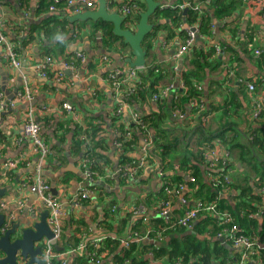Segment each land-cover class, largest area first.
<instances>
[{
    "label": "crops",
    "instance_id": "0c3cea01",
    "mask_svg": "<svg viewBox=\"0 0 264 264\" xmlns=\"http://www.w3.org/2000/svg\"><path fill=\"white\" fill-rule=\"evenodd\" d=\"M65 1L50 0L46 9L42 10L40 0H0L2 30L8 40L14 44L20 62L18 69L11 68L3 59V49L0 47V70L6 77V83L2 86L0 76V94L6 103L14 102L18 94H24L26 89L32 97L30 101H15L12 107L0 110V188H6L1 199L5 201L2 204V207L6 209L3 214L7 216L14 212V222L24 227L26 225L22 223L30 221L29 215L32 211L45 210L43 206L39 207L38 195L28 190L29 177L32 176L37 164V157L30 151V144L22 132V124L25 114L31 110L34 120L41 127V137L50 148L43 179L49 184L51 194L60 202L64 212L62 233L55 246L54 264L56 262L61 264L63 259H65L64 264H75L76 256L82 258L81 254L83 255L85 250L73 252L74 238L82 237L83 243H88L103 237H115L117 231L122 233L118 236L120 238L126 237L131 232L139 239L144 238L146 234L141 236L130 230L132 225L130 221L120 227V221L127 214L131 213L132 219L140 217L134 214V208H142L143 214L146 215L145 222L160 217L168 223L182 214L181 196L172 194L167 219L158 216L160 201L157 200V196L161 188V175L156 170L160 165L157 157L149 160L132 180L127 179L126 182L119 175L117 169L122 161L123 152L115 147L118 135L112 120L114 117L112 109L117 103V98L104 79L106 74L115 67L130 68L126 60H133L134 57L130 48L125 47L126 53H123L119 41H112L113 37H110V41L101 31L95 30V23L87 21L71 24L63 12ZM89 1L94 4L90 10L96 9V1ZM106 1L110 11H117L119 6L125 3L124 0H113L114 4H111V0ZM155 1L164 3L160 6L162 8L177 3V0ZM236 1H240L239 5L236 4L230 17L224 21L213 19L215 39L230 40L229 30L234 31L238 36L236 44L235 39L232 41L238 48V55L237 60L231 61L230 70H205V78L201 82L202 99L205 109L209 108V114L204 127L212 135H220L219 138L225 141L221 147L230 150L229 160L234 185H242L246 182L255 188L253 185L256 183V175L240 148L246 146L247 137L252 136L253 130L264 139V112L258 120L250 117L251 99L246 88V81H252L255 84L253 97L264 106V60L259 58L260 55H264V0ZM53 4L57 10L51 12L49 7ZM209 12L212 15L213 9ZM165 22L164 19H155L152 22L154 26H158V29L151 39L149 49H144L145 65L159 66L162 69L171 65L169 72L158 83L160 86L176 82L184 66L182 59L177 64L171 63V56L179 41L176 35L167 40L169 32L160 27ZM96 23L101 24V22ZM107 26L110 27V25ZM223 26L226 27L221 30ZM33 29L35 30L32 31ZM203 42L201 36L195 40L197 46H201ZM77 51L82 52L86 57V61L77 72L65 71L64 77L59 82L40 76L37 65L42 63L45 57L55 58L52 66V71H55L61 69L59 63L61 58L65 59L67 54H74ZM104 57L108 61L104 62L102 60ZM229 58L230 54H227L226 59ZM231 59L233 60L232 57ZM10 97H12L11 101L8 100ZM170 103V99H167L164 106H159L150 99L149 95L138 99L137 102L125 103L120 115L121 124L127 126L133 113H137L145 121L158 120V125L149 129L150 136L155 135L158 127L170 133L167 134L169 139L172 131L185 136L192 127L186 124L183 127L184 130L180 129L182 121L170 114ZM63 104H69L73 111L66 112L62 107ZM91 124L97 129L96 135L91 139L96 152L97 169H94L97 175L96 184L107 197L94 196L89 201L79 203L75 196L77 191L85 185L80 170L84 146L82 144V147L78 148L76 134L79 129H85ZM196 140L194 136L188 141V145L179 148H198ZM145 141L140 137V146H143ZM261 148H264V142ZM21 155H26L29 160L27 164L18 163L12 170L5 166L7 162L16 161ZM138 156L137 150L126 154L127 158ZM175 166L177 163H174L172 167L166 166V172L172 177L178 172V167L175 168ZM200 170L202 171V168ZM188 178L185 176V181ZM204 179L205 182H210L206 176ZM257 191L260 193L264 208V190ZM234 195V191L231 190L222 194V198L229 205H235ZM111 200L118 203V210L112 215L109 227L105 225V221L109 220L105 214ZM141 202L146 203L144 204L146 206ZM71 221H73L72 225ZM198 221L199 218L193 222L190 229H184L181 234H197L195 229H192ZM257 221L261 222L260 215L257 216ZM148 226L143 227L139 232H149ZM178 230L181 231V229ZM211 231V228L206 227L200 235L196 236L202 240H217L227 250L232 249L221 242L217 236L212 237ZM175 234L178 236L177 233ZM169 239L170 237L166 238V240ZM139 243L146 244L148 247L161 244L155 238L149 239V237L147 240L142 239ZM113 258V254L107 257L102 255L101 264H114ZM143 259L147 261V264H164L154 260L150 249ZM255 263L256 260L247 264Z\"/></svg>",
    "mask_w": 264,
    "mask_h": 264
},
{
    "label": "trees",
    "instance_id": "16d2710c",
    "mask_svg": "<svg viewBox=\"0 0 264 264\" xmlns=\"http://www.w3.org/2000/svg\"><path fill=\"white\" fill-rule=\"evenodd\" d=\"M50 0H40V7L42 10H45L48 2ZM184 1L188 2L192 6L196 5L202 0H177V3L167 6L159 7L152 17L149 19V22L152 23L155 19H164L165 23L161 24L160 27L165 31H168L167 40L172 39L175 35L178 38V41H182L186 38L188 28L197 25L198 34L204 40L201 46L194 44L187 51V53L182 58L184 66L180 70L178 77L182 84L185 87V95L178 93L180 96L177 103L170 99L171 103L169 104V112L172 115L173 109L177 108L181 112L187 111L184 120H181L180 129L184 130L183 127L186 124L191 125V129L187 131L185 136L181 133L178 135L177 131H172L170 139L168 138L166 132L163 128H156L155 135L150 136L149 129L156 127L158 125V120H144L146 131H141V129L133 124V122L128 121L127 126H123L122 120L117 116L112 118L113 123L115 124V131L119 132L118 138L115 141L121 142L120 151L123 152L122 161L117 169L119 175L122 179H128L126 169L128 167H136L138 164V157L136 158H127L126 154H129L134 151L139 150L141 144L139 138L142 137L148 142L151 141L147 162L153 160L157 157L159 159L160 165L158 168L161 169V185L159 196L157 200L161 202L169 201L171 203L172 194L180 195L186 201V204L183 205L180 203L182 211L185 209H191L194 205L200 202L203 205H209L211 203L215 204V213L200 212L199 221L193 225L195 233L200 235L206 227L211 228V236L216 237L232 249L227 250L223 245L219 244V241H210L207 239H200L197 234H185L182 235L184 228H171V223L175 220H170L165 222L163 218L155 217L147 220L146 215H140L132 219L131 213L127 214L121 221L120 227L123 224H127L129 221L132 223L130 230L137 232L139 235L146 234L149 239L156 238L157 234L162 235V240L158 241L161 244L158 246L148 247L139 243L140 241H134L130 243L128 248H124L120 244L119 231L115 237H106L103 243L99 244V247L92 245L91 242L87 243V249L81 257H75V264H86L89 262L87 258V253H95L97 256L105 255L106 257L113 254L114 264H121L124 259L127 260V264H147V261L143 259L146 252L150 249L153 254L154 260H157L164 264H174L175 262H180L181 264H237L239 262V252L235 251L232 247L231 241L226 240L225 238L229 237V232L233 226H236L235 235H243L248 239L252 240L257 248H259L256 256L252 257V261L257 259L258 264H264V208L261 204L260 193L257 190H264V148L263 146L264 139L260 137L257 131H252L251 135L247 137L246 146H243L241 149L244 152V156L248 158L249 163L251 164L252 171L256 175V183L253 185V188L249 183H244L242 185H234V180L231 175V165L230 160L225 163L223 160H219L213 166L209 165L207 161L206 154L213 150V142L218 139L220 140V146H223L224 139L218 134L212 135L205 129V123L208 118L209 108L205 109L206 106L203 104L202 99V87L201 82L205 78V70H217L231 69V61L237 60V47L232 43L235 39V44L237 42V35L234 31L229 30L230 40L222 39L218 41L215 39V31L210 29L211 25H214L213 19L218 21L225 20L230 17L236 8V4L239 5V2L236 0H211L207 5H201L198 10H194L187 7V9H179L178 5ZM125 3L122 5L131 6L135 5L137 7L134 15L127 17L122 26L129 28V25H134L139 20V14L144 11L145 5L141 0H124ZM115 2L111 0V4ZM213 9L212 15L210 10ZM153 24V23H152ZM226 26H223L225 28ZM38 28L39 27H35ZM94 29L101 31V33L109 38L113 37L112 41H119L121 47H127L124 44L121 38L114 37L111 33V26L106 24L95 23ZM158 26H154L149 35L145 38L142 43V47L146 50L149 49L150 42L152 37L155 35ZM33 29L32 31H34ZM220 30V31H221ZM225 30V29H224ZM249 36V35H247ZM170 38V39H168ZM111 41V39H110ZM220 49V52L216 54L214 46ZM236 47V48H235ZM230 54V58L227 60L226 56ZM233 58V60L231 59ZM228 58V57H227ZM260 59L264 60V55L259 56ZM66 61H76L74 54H67L65 58ZM171 65L166 69H162L159 66H147L145 65L141 72V85L135 89V93L130 96H125L124 94L120 96L121 103H134L138 99L144 98V96L150 95L158 90L160 85L158 84L162 78L169 72ZM48 76L50 72H47ZM108 74V73H107ZM106 74V76H107ZM51 80V74L48 78ZM178 78H176L177 81ZM251 83L252 81H246ZM202 99L203 109L197 112L193 109L188 110V104L192 100L198 101ZM157 104L164 106V102H157ZM120 104L115 103L112 109L113 114H115L116 109ZM264 112V107L259 118H261ZM116 122V123H115ZM121 124V125H120ZM97 133V129L94 125H89L85 129H79L76 136V144L78 148L84 146L82 159L87 158L89 161L90 170L95 173L97 178L95 168L97 169L96 164V152L95 147L92 145L91 139ZM128 134V135H127ZM140 135V136H139ZM196 136L197 140L195 143L198 148H179L183 145H188V141ZM187 138V139H186ZM251 138V139H250ZM209 143V141H211ZM86 142V144H84ZM150 143V142H149ZM223 143V144H222ZM247 146L251 147L248 148ZM118 149V148H117ZM227 151L230 155V150L227 148H222ZM119 150V149H118ZM230 158V156H229ZM81 162V161H80ZM174 163H177L178 172L172 177L171 174L166 172V166L172 167ZM176 167V168H177ZM202 168V171L200 170ZM159 174V172L157 171ZM160 175V174H159ZM185 176L193 178L194 181H185ZM205 176L210 179V182H205ZM188 178V179H189ZM179 187H183L185 192H180ZM92 188L96 191V197L106 198L107 195L103 192L97 184L93 185ZM170 193H166V191ZM234 191L235 195L233 197L235 205H229L225 199L222 198V194ZM262 194V193H261ZM156 200V201H157ZM143 205L146 204L141 202ZM191 203V204H190ZM146 206V205H144ZM118 203L115 200H111L108 203V208L105 214V217L109 219L105 221V225L110 227V221L112 215L118 210ZM159 211V210H158ZM261 217V222L258 223L257 216ZM221 215H226L225 219H229L228 222L223 223L219 220ZM253 218H249V217ZM70 222V221H69ZM130 223V224H131ZM73 221H71V225ZM147 225L149 232H139L141 229L146 228ZM178 229H181L179 232ZM78 231L80 229H77ZM178 230V231H177ZM132 233V232H131ZM177 233L178 236H175ZM223 235V239L218 237V235ZM182 235V236H180ZM167 237H170L169 240H166ZM138 238V237H136ZM81 238H74L73 246H76L79 243H82ZM212 243V244H210ZM71 246V247H73ZM70 247V249H72ZM64 249V248H63ZM103 252V254H101ZM55 264H58L57 262Z\"/></svg>",
    "mask_w": 264,
    "mask_h": 264
},
{
    "label": "built area",
    "instance_id": "2783aa9c",
    "mask_svg": "<svg viewBox=\"0 0 264 264\" xmlns=\"http://www.w3.org/2000/svg\"><path fill=\"white\" fill-rule=\"evenodd\" d=\"M56 2V1H55ZM54 2V3H55ZM211 2V0H202V2L197 3L196 5L192 6L188 2H184L183 4L178 5L179 9H187L188 6L194 10H198V8L203 4L207 5ZM56 4V3H55ZM55 4L51 5L49 7L51 12H54L56 9ZM94 4L92 1L89 0H66L65 6H64V13L66 15H75L79 14L85 10H90L93 8ZM137 7L135 5L131 6H119L118 12L121 16H123L125 19L127 17H130L134 15L136 12ZM136 24V23H135ZM134 24V25H135ZM134 25H129V28H133ZM3 23L0 18V47L3 49V59L7 62V64L11 68L18 69L20 66V62L17 58V52L15 49V46L12 42L8 40V38L5 36L2 30ZM210 29L214 31V25L210 26ZM198 28L197 25H195L193 28H190L187 30L186 38L182 41L183 44L179 42L176 50L173 52L171 56V63L177 64L178 61H180L184 55L187 53V51L191 48V46L194 44L196 37H198ZM218 45L214 46V50L216 54L220 52V49L217 47ZM258 53V51H256ZM74 57L76 61H66V59L61 58L60 59V70L52 71V66L54 65L55 58L47 56L43 60L42 63L37 65L38 72L40 76L44 78H49L51 74V79L54 82H59L64 77L63 73L65 71L75 73L77 72L78 68L86 61V57L82 52H74ZM104 62L108 61L107 58H102ZM143 68H120L115 67L113 70H110L105 77L104 81L107 82L109 85L111 91L115 94V97L117 98V103L120 105L115 111L114 116L119 117L122 112V106L124 103H121L119 101V98L121 95L130 96L135 93V89L141 85V72ZM50 72L49 76L48 73ZM247 93L248 96L251 99V105H250V117L253 120H258L261 112L263 110V104L255 100L253 97V92L255 90V84L254 83H246ZM175 92H180L182 95H185V87L180 81L179 77L176 82L174 83H168L166 85L160 86L158 90L154 93L149 95L150 99L154 102H164L167 99H171L177 103L179 94ZM31 95L29 94L28 90H25L24 94H18L15 101H30ZM14 102H4L2 100V95L0 94V110H6L7 108H10L14 105ZM63 109L70 113L73 111V108L69 104H63ZM195 110L198 115V111L203 109L202 99L192 100L188 104V110ZM172 116L179 119L184 120L186 116L187 111L181 112L179 109L174 108L173 109ZM131 122L133 124L137 125L141 131H146V126L144 123V120L137 115V113H133ZM22 132L24 137L28 140L30 144V151L32 154H34L37 157V164L32 172V176L29 177L28 181V190L30 192L36 193L38 196V204L39 207L43 206L45 210L48 211V217L46 219V222L52 232V238L50 239H43L42 240V254L40 256L41 264H54L55 262V246L58 244V241L60 239L62 228H63V215L64 212L62 211V206L60 202L51 194L50 186L49 184L43 179V172L46 168V160L50 154V148L48 144L44 141V139L41 137V127L40 125L34 120L32 111H28V113L25 114L23 124H22ZM117 135H119V132H117ZM128 135V134H127ZM251 139V138H250ZM150 142V143H149ZM145 141L143 146L140 148H137L139 150V158H138V164L136 167H128L126 169V173L128 175V180H132L137 175V172L141 169H143L147 162L148 158V150L151 144V141ZM86 144V142L84 143ZM220 140L216 139L213 142V150L209 151L206 154L207 161L209 162L210 166H213L216 164L217 161L223 160L225 163L229 159V153L222 149L220 146ZM115 147L119 150L121 149V142H117L115 144ZM86 150V148H85ZM84 150V152H85ZM28 158L26 155H21L16 161H9L5 166L8 169H14L17 167L18 163H28ZM177 166H175L176 168ZM80 170L81 174L84 180V187L77 191L76 193V200L77 202H85L91 200L94 196H96V191L92 188L93 185L96 184L97 178L95 177V173L90 170L89 167V161L87 158H84L80 162ZM159 174H162V171L160 168L156 169ZM189 181H194L193 178H189ZM179 191H184L183 187H179ZM166 193H170V191H166ZM180 203L185 205L186 201L184 198H180ZM2 206V205H1ZM171 208V203L169 201H163L160 203L158 216H162L165 219H167L169 211ZM215 204L211 203L209 205H203L200 202L196 203L193 208L191 209H185L182 211V214L178 216L172 223L171 228H184V229H190L192 227L193 222L198 220V216L200 212H207V213H215ZM134 214L136 215H143V210L140 207L133 209ZM14 213V212H13ZM10 213L6 216L5 214V222L1 228V231L4 232L7 229H9L14 222V214ZM32 213H35L37 215L36 220L39 218V214L41 211L35 212L32 211ZM31 213V214H32ZM226 215H221L219 217V220L223 223L228 222L229 219H225ZM236 226H233L232 229L229 232V237L225 238L226 240H230L232 247L235 251L239 252V262L237 264H247L249 262H252V257L256 256L258 253L259 248H257L254 244V242L247 237L243 235H235ZM218 237L223 239V235L219 234ZM156 238L158 241L162 240V235L157 234ZM106 237L99 238L97 241H92L91 244L99 247V244L103 243ZM142 239H148V237L145 235ZM142 239L136 238L133 233H129L126 237H123L120 239V244L124 248H128L130 243L134 241H140ZM87 249V243H79L78 246L73 250V252H83V250ZM69 254V253H68ZM67 254V255H68ZM103 254V252L101 253ZM66 255V256H67ZM87 258L89 259L90 264H101V256H97L95 253H87ZM255 264H258L257 259ZM65 263V259L61 260V264ZM127 260L124 259L121 264H127ZM16 264H27V262L21 258L17 257ZM174 264H181L180 262H175Z\"/></svg>",
    "mask_w": 264,
    "mask_h": 264
},
{
    "label": "water",
    "instance_id": "95a60500",
    "mask_svg": "<svg viewBox=\"0 0 264 264\" xmlns=\"http://www.w3.org/2000/svg\"><path fill=\"white\" fill-rule=\"evenodd\" d=\"M97 7L94 10H85L79 14L67 15L71 24L78 22H101L111 26V33L114 37L121 38L130 48L134 59H127L126 62L131 68H143L145 66L146 52L142 43L154 28V24L149 19L155 11L164 3L155 0H141L145 5L144 11L139 14V20L133 28H124L122 26L125 18L117 11H110L106 0H95ZM216 26L218 24L216 23ZM198 37H196V40ZM2 86L6 83L5 74L0 70ZM1 90L4 91L3 88ZM17 93V89L15 90ZM9 101L12 97L8 98ZM6 188H0V264H16L17 254L28 264H41L40 256L42 254V240L52 238V232L46 222L48 211L44 210L39 214L38 220L35 213L30 214V221L27 223L13 222L11 227L2 232L1 228L6 220L5 212L1 205L5 203L1 200L5 194ZM32 223V224H31ZM41 246V247H40Z\"/></svg>",
    "mask_w": 264,
    "mask_h": 264
},
{
    "label": "rangeland",
    "instance_id": "374dc122",
    "mask_svg": "<svg viewBox=\"0 0 264 264\" xmlns=\"http://www.w3.org/2000/svg\"><path fill=\"white\" fill-rule=\"evenodd\" d=\"M123 49V53H126L125 51H126V48L125 47H123L122 48ZM144 68V67H143ZM119 239H121L120 237H118Z\"/></svg>",
    "mask_w": 264,
    "mask_h": 264
},
{
    "label": "flooded vegetation",
    "instance_id": "af4514ba",
    "mask_svg": "<svg viewBox=\"0 0 264 264\" xmlns=\"http://www.w3.org/2000/svg\"><path fill=\"white\" fill-rule=\"evenodd\" d=\"M41 245H42V244H41ZM40 247H41V246H40ZM17 257H21V256L17 254ZM21 258H22V257H21ZM25 261L27 262V260H25ZM27 264H28V262H27Z\"/></svg>",
    "mask_w": 264,
    "mask_h": 264
}]
</instances>
